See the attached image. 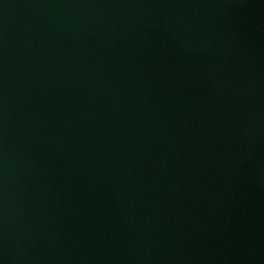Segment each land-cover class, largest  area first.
<instances>
[{
	"label": "water",
	"instance_id": "water-1",
	"mask_svg": "<svg viewBox=\"0 0 264 264\" xmlns=\"http://www.w3.org/2000/svg\"><path fill=\"white\" fill-rule=\"evenodd\" d=\"M0 264H264V0H0Z\"/></svg>",
	"mask_w": 264,
	"mask_h": 264
}]
</instances>
